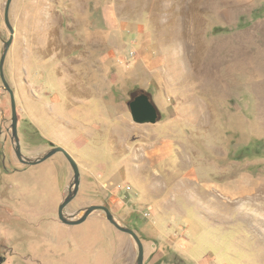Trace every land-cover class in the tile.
I'll return each instance as SVG.
<instances>
[{
    "label": "rangeland",
    "instance_id": "rangeland-1",
    "mask_svg": "<svg viewBox=\"0 0 264 264\" xmlns=\"http://www.w3.org/2000/svg\"><path fill=\"white\" fill-rule=\"evenodd\" d=\"M10 18L21 150L80 166L66 214L108 206L143 264H264V0H13ZM140 92L155 123L133 120ZM15 149L0 76V264H137L104 210L59 218L63 152Z\"/></svg>",
    "mask_w": 264,
    "mask_h": 264
},
{
    "label": "water",
    "instance_id": "water-1",
    "mask_svg": "<svg viewBox=\"0 0 264 264\" xmlns=\"http://www.w3.org/2000/svg\"><path fill=\"white\" fill-rule=\"evenodd\" d=\"M13 0H7L6 6H5V22L10 29L11 35L10 38L5 42L4 44V51L1 56L0 60V76L1 79L6 87V89L9 91L11 95V101H12V135L13 139L16 143V154L19 158L20 161L26 164H37L39 162H42L52 156L53 154L57 152H63L65 156L68 158L70 161L72 168L74 169V180L70 186L69 189V194L68 196L64 199V201L60 204L59 210H58V215L59 218L67 224H80L84 222L88 216L97 209H102L106 212L107 218L110 220L112 224H114L117 228H119L122 231H125L127 233H130L135 240L137 241L138 244V258H137V264H143L144 263V258H145V251H144V245L143 241L139 237V235L130 227L123 226L121 225L114 217L112 211L108 206L101 205V204H93L90 206H87L82 215L79 216V218H74L75 215H68L65 213V207L73 197L77 194L79 191L80 183H81V170L80 166L77 163V161L74 159V157L70 154L67 149H65L63 146H54L52 147L47 153H45L43 156H37V157H29L25 155L22 150H21V141L18 133V111H17V102H16V97H15V92L11 85L9 84L5 72H4V64H5V59L7 56V52L13 42V36H14V26L11 22L10 18V10H11V4ZM129 108L131 115L133 117V120L138 123H155L158 118H159V110L156 104L151 100L150 96L146 93H142L140 96L132 99L129 102Z\"/></svg>",
    "mask_w": 264,
    "mask_h": 264
},
{
    "label": "flooded vegetation",
    "instance_id": "flooded-vegetation-1",
    "mask_svg": "<svg viewBox=\"0 0 264 264\" xmlns=\"http://www.w3.org/2000/svg\"><path fill=\"white\" fill-rule=\"evenodd\" d=\"M142 93H144V92H140L139 94H137L134 98H136V97H138V96H140Z\"/></svg>",
    "mask_w": 264,
    "mask_h": 264
}]
</instances>
